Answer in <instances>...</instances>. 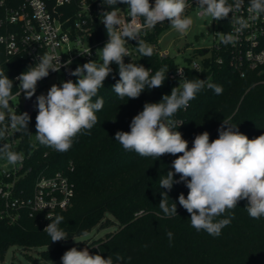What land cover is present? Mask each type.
<instances>
[{"label":"trees","instance_id":"trees-1","mask_svg":"<svg viewBox=\"0 0 264 264\" xmlns=\"http://www.w3.org/2000/svg\"><path fill=\"white\" fill-rule=\"evenodd\" d=\"M150 4L154 6V0ZM168 27L169 24L155 27L148 40L156 42ZM203 53L204 50H195L186 61L191 62ZM4 61L2 53L0 62ZM21 62L27 64L25 60ZM134 63L151 68L152 75L167 66L163 85L146 87L138 98L121 99L112 87L120 79L119 71L105 79L93 98V102L99 98L104 102L103 108L96 112L97 124L90 132L77 135L68 151L57 152L33 140L34 120L30 119L22 146L23 153L30 158L18 186L31 188L39 177L57 172L69 178L74 188L72 203L55 214L64 217L59 227L68 237L63 242H52L43 231L46 224L41 214L30 217L24 211L15 222L0 216V261L5 260L14 246L28 250L52 246L39 251L44 264H62L63 254L73 248V238L82 237V233L88 234L96 227L103 229L108 223H118V230L91 240L90 244L83 242L81 250L87 249L105 259L110 256L114 264L117 255L123 257L119 264H264V217L252 219L245 209L246 200L216 218L231 219L218 237L197 231L191 226L190 214L178 203L181 193L187 197L189 190L185 183H174L171 190L160 188V176L174 171L171 165L177 156L165 154L157 160L142 157L134 151H125L115 140L117 131H130L133 117L143 110L145 103L161 102L174 88L169 74L177 68L175 59H161L153 53ZM204 67L201 72L187 70L188 79L204 80V87L187 109L182 108L171 117L176 125L173 130L182 133L188 148L193 146L196 135L205 131L210 142L217 139L224 120L237 126L249 139L264 135V66L257 70L246 68L242 75L231 63L229 54L213 50ZM3 71L18 73L20 69L5 63ZM209 83L221 86L222 93L216 94L207 86ZM181 122L184 123L180 125ZM179 179L178 174L174 175L175 181ZM164 192L169 205L177 204L176 216L169 217L160 209ZM168 233L172 234L171 240Z\"/></svg>","mask_w":264,"mask_h":264},{"label":"clouds","instance_id":"clouds-1","mask_svg":"<svg viewBox=\"0 0 264 264\" xmlns=\"http://www.w3.org/2000/svg\"><path fill=\"white\" fill-rule=\"evenodd\" d=\"M102 4L108 6L106 9L125 4L130 18L126 20L115 8L100 14V21L108 35L107 43L98 49L102 63L89 61L77 66L70 73L78 77L76 82L68 80L61 85L53 84L46 95L36 97L38 114L35 138L41 145L57 152L68 151L77 135L90 132L97 124L96 112L103 108L104 102L102 98L93 102V98L112 73L110 65L113 62L118 65L120 79L112 87L121 99H135L146 87L154 89L163 85L167 66L152 75L151 68L124 62V57L131 56L127 47L129 39L138 42L137 50L143 57H151L153 48L138 39L142 29H152L168 21L183 36L194 24L193 18L185 14L192 6L188 0H155L154 6L150 0H102ZM197 8L200 18H211L212 21H221L232 13L230 24L238 25L235 31L240 33L250 27V21L258 20L264 14V0H249L247 19L236 15L243 10L244 0H233L232 3L229 0H197ZM236 40L237 37L231 33L221 37L224 45H234ZM69 64L71 60L63 67ZM61 67L59 57L44 54L38 64L35 63L16 78L20 82L19 95L23 91L25 97L31 99L36 93L38 81L46 78L50 70L59 72ZM177 71L181 77L179 86L174 87L170 95H164L161 102L145 103L143 110L133 117L130 131H117L115 140L125 151H134L142 157L157 160L165 154L177 156L171 165L174 171L160 176V188L171 190L174 183L184 182L189 191L187 197L183 193L179 195L178 203L190 214L191 226L218 237L231 219L216 218L231 212L241 200L247 201L245 209L252 219L264 217V135L249 139L237 126L224 120L218 129L217 139L210 142V135L205 131L196 135L189 149L182 133L173 130L176 125L171 117L178 110L187 109L189 102L204 87V80L188 81L184 79L183 69ZM207 86L218 95L223 91L221 86L212 83ZM12 88L13 80L0 72V124L8 116L13 129L27 130L31 119L28 113L16 115L10 107V101L14 99ZM0 136H3V132H0ZM0 155L9 165L23 161V155L11 151L8 145L0 147ZM176 174L180 177L179 181L174 180ZM161 197L159 207L163 213L169 217L176 216L177 204L173 202L169 205L167 192L161 193ZM41 207L43 210L50 206L41 201ZM46 219L51 223L43 231L51 237V241L66 240L67 234L59 227L64 217L55 215L53 218L49 212ZM82 235L87 236V233ZM168 236L171 240L172 234L168 233ZM61 259L62 264H114L110 256L105 259L100 254H90L87 249L77 250L76 247L66 251ZM122 260L123 257L117 255L115 264Z\"/></svg>","mask_w":264,"mask_h":264},{"label":"built area","instance_id":"built-area-1","mask_svg":"<svg viewBox=\"0 0 264 264\" xmlns=\"http://www.w3.org/2000/svg\"><path fill=\"white\" fill-rule=\"evenodd\" d=\"M233 0H229L232 3ZM155 3V0H154ZM192 4L186 10V15L196 12L198 15L197 0H188ZM249 0H244V8L241 12H237V16L248 18L247 7ZM105 7L108 6L105 4ZM102 0H0V54L3 53L5 61L0 62V72L7 75L13 80L12 94L14 99L10 101L12 111L19 115L25 111V103L28 100L23 91L19 89V80L16 78L29 67L39 63V58L44 54H53L59 57L62 65L59 72L49 71L46 78L38 81L36 87V97L46 95L50 89L49 80L53 77H60L63 81H56V85L68 80L77 81L78 77L70 75L77 66H82L89 61L102 63L99 50L107 43V30L100 21V14L105 10H118L119 15L129 20L127 5L117 4L112 8L106 9ZM232 13L221 21H212L215 33L221 36L225 33H231L237 37L236 43L224 45L220 40L214 39L212 46H202L196 50H204L203 54H198L191 62L186 61L192 57V54L183 57V63H178L177 68L169 74L174 87L179 86L180 75L177 69H183L184 79L190 81L187 76V70H195L201 72L204 67L205 59L211 58L213 50L229 54L231 63L242 72L245 69L257 70L264 66V14L255 21H250V27L237 33L235 30L238 25L230 24ZM140 23H143L141 18ZM168 21L157 24L155 27L162 28L168 25ZM170 25V24H169ZM152 29H142L138 39L145 41L153 48V53L161 59L173 58L168 52L163 51L160 47L161 37L152 43L148 40V36L155 32ZM137 41L128 40V49L131 56L124 57V62L133 63L139 59H144L137 50ZM90 49V54L88 53ZM195 50H193L194 52ZM21 60L27 61L23 64ZM71 60V64L67 67L63 65ZM223 58L218 60L219 63ZM5 63L11 64L14 69H20L18 73H6L3 71ZM55 63V62H54ZM29 65V66H28ZM27 66L28 68H24ZM146 68V65H143ZM110 67L112 73L119 71L118 65L113 62ZM106 78V79H107ZM178 90V89H177ZM16 100V103H12ZM35 102V111L33 118V126L31 135L33 140V129L36 124V116L38 108ZM190 103V102H189ZM0 147L8 145L11 151L23 155V161L16 165H9L0 155V216L9 218L11 222H15L22 212H27L30 217L41 214L46 226L51 222L46 219L47 214L55 216L59 210H66L72 203L74 197V188L69 178L62 172H57L52 176H41L37 179L33 187L20 188L18 182L21 179L22 171L27 165L30 158L22 151L24 143V129H13L8 116L5 121L0 124ZM41 201L48 204L42 210Z\"/></svg>","mask_w":264,"mask_h":264},{"label":"rangeland","instance_id":"rangeland-1","mask_svg":"<svg viewBox=\"0 0 264 264\" xmlns=\"http://www.w3.org/2000/svg\"><path fill=\"white\" fill-rule=\"evenodd\" d=\"M187 15L191 16L194 20V24L188 34L182 36L169 25L168 29L163 33L160 42L161 49L168 52L171 56L176 57V61L178 63H183L182 58L191 55L193 50H196L202 46H212L215 38L217 40L221 39V36H217L215 33L211 18H200L197 16L196 12ZM58 80L63 81V79L60 77L51 78L49 80L50 87ZM12 103H16V100H14ZM10 107L12 108L11 104ZM36 134L37 130L36 127H34V138ZM110 218L113 219L111 216ZM107 225V227L103 229L100 227L94 228L90 233L87 234V236L75 238L76 241L73 239V242H71L72 247H76L77 250H81L83 242L87 241L86 244H90L92 242L91 240H97L99 238L105 237L109 232H115L118 230L119 227L118 223H108ZM47 248H52V246L45 248H32L30 250L14 246L6 254L5 260L0 261V264H44L45 261L40 256L39 251Z\"/></svg>","mask_w":264,"mask_h":264},{"label":"water","instance_id":"water-1","mask_svg":"<svg viewBox=\"0 0 264 264\" xmlns=\"http://www.w3.org/2000/svg\"><path fill=\"white\" fill-rule=\"evenodd\" d=\"M35 97L33 96L31 99H28L25 103V112L28 113V115L30 117H32V115L34 114L35 111Z\"/></svg>","mask_w":264,"mask_h":264}]
</instances>
